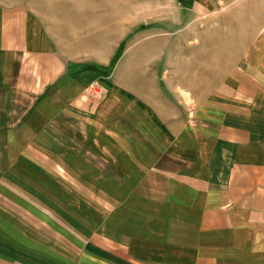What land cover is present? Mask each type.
<instances>
[{
	"label": "crops",
	"instance_id": "0c3cea01",
	"mask_svg": "<svg viewBox=\"0 0 264 264\" xmlns=\"http://www.w3.org/2000/svg\"><path fill=\"white\" fill-rule=\"evenodd\" d=\"M76 10L0 5V264H264V0L227 12L233 72L217 39L161 36L112 81L125 35Z\"/></svg>",
	"mask_w": 264,
	"mask_h": 264
},
{
	"label": "rangeland",
	"instance_id": "374dc122",
	"mask_svg": "<svg viewBox=\"0 0 264 264\" xmlns=\"http://www.w3.org/2000/svg\"><path fill=\"white\" fill-rule=\"evenodd\" d=\"M196 1L197 0H0V5L28 7L42 18L50 14L51 19L56 18V15L62 17H59V19H63V17L65 19H72L74 13H67L66 10L70 11L76 8V12H79V14H76V19L74 21H84L85 24L93 19L96 21L101 20L104 15H107L110 19V30L113 31L114 43L116 42L115 44H117V39L123 34L125 35L124 40L120 42L116 48L114 60L110 64V67L105 69L110 71V81H112L114 77L116 65L122 56L128 54L132 42L138 41V43H145L149 41V39H155V37L161 36H180L191 39L200 37V41H203L202 38L205 37L207 38L208 46H211L212 50L214 46L217 47V43H213L209 39H217L218 44L220 43L222 45L221 47H225L226 49L223 48V52L219 49L216 55L221 56L222 59L226 58V61L231 63V65L227 67V70L233 72L235 68V66H233L235 63L233 54H236L234 48L238 37H240L242 33L245 34L246 29L240 28L236 23L231 21L234 16L232 13L227 12H232L234 9L243 6L248 0H236L230 4L226 10H216L205 12L204 14L196 11ZM63 9L65 11H62ZM122 27L125 28V31ZM199 35H203V37ZM142 49L143 47L141 45H136L131 50V54H136ZM221 53L225 54L221 55ZM213 63L214 65H211V67L215 69L218 62ZM168 64L169 62L166 56H164L159 66L161 74L156 77V82L158 83L159 80H162L163 88L167 90L166 99H174L173 95H175V92L172 90V85L176 83V75L173 74L174 71L170 69ZM138 66L139 64H137V67ZM141 78L144 79L143 74ZM210 78V99L215 101L219 93L217 91V86L224 78L223 76L220 77L214 74L210 76ZM196 94L202 95L199 100L206 97V92L204 94L199 92ZM176 98L179 99V97ZM211 111L213 112L214 110Z\"/></svg>",
	"mask_w": 264,
	"mask_h": 264
},
{
	"label": "built area",
	"instance_id": "2783aa9c",
	"mask_svg": "<svg viewBox=\"0 0 264 264\" xmlns=\"http://www.w3.org/2000/svg\"><path fill=\"white\" fill-rule=\"evenodd\" d=\"M92 92H94L95 94H97V92H96V91H92Z\"/></svg>",
	"mask_w": 264,
	"mask_h": 264
}]
</instances>
